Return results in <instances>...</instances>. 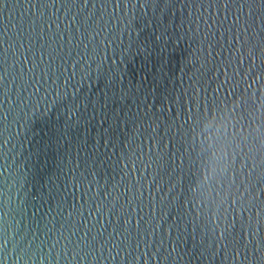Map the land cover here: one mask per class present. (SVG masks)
<instances>
[{"label":"water","instance_id":"95a60500","mask_svg":"<svg viewBox=\"0 0 264 264\" xmlns=\"http://www.w3.org/2000/svg\"><path fill=\"white\" fill-rule=\"evenodd\" d=\"M257 97L264 0L0 4V264H264Z\"/></svg>","mask_w":264,"mask_h":264},{"label":"clouds","instance_id":"9594fccd","mask_svg":"<svg viewBox=\"0 0 264 264\" xmlns=\"http://www.w3.org/2000/svg\"><path fill=\"white\" fill-rule=\"evenodd\" d=\"M238 116L239 114L234 105L229 107L228 104H224L216 109L215 116L209 113L207 117L202 118L198 127L202 131H212L219 126L217 130L224 133L226 147L230 146L233 154L238 151L246 158L255 160L257 156L264 153V99L255 98L254 107L248 108L246 116L242 117L246 121L247 130L242 129L239 134L233 132L231 136H228L229 126L234 129L240 123ZM227 170L226 159L224 167L217 174H226ZM208 183L211 184L212 179H208ZM198 195H208L203 191V184L201 189L198 190ZM208 198L211 200L213 197L209 195Z\"/></svg>","mask_w":264,"mask_h":264},{"label":"snow or ice","instance_id":"6c2138e0","mask_svg":"<svg viewBox=\"0 0 264 264\" xmlns=\"http://www.w3.org/2000/svg\"><path fill=\"white\" fill-rule=\"evenodd\" d=\"M0 4H3L6 7L7 6V0H0Z\"/></svg>","mask_w":264,"mask_h":264}]
</instances>
